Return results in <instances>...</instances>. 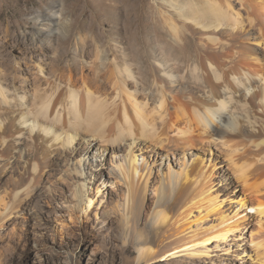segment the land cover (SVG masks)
I'll list each match as a JSON object with an SVG mask.
<instances>
[{
  "label": "bare ground",
  "instance_id": "1",
  "mask_svg": "<svg viewBox=\"0 0 264 264\" xmlns=\"http://www.w3.org/2000/svg\"><path fill=\"white\" fill-rule=\"evenodd\" d=\"M158 4L171 38H164L157 54L142 57L114 45L112 55L96 53L89 58L85 44L80 47L78 41L72 55L50 57L49 68L41 66L24 80L22 74L29 70L18 74L10 71V58L2 61L7 68L0 70V172L17 160L21 178L0 189V218L37 189L56 157L74 154L85 143L99 154L111 149L110 171L126 185L125 197L112 209L129 231L138 215L135 187L142 178L148 179L150 171L137 151L151 143L166 151L163 161L171 151L181 171L169 161L165 184L170 193L159 197L151 227L139 237V259L156 257L152 245L165 229L176 242L163 256L208 255L211 243L225 244L230 234L239 231L238 215L245 207L257 214V229L250 238L257 264H264V62L259 63L253 46L241 38L243 33L252 35L264 47V0H161ZM56 12L53 5L38 17L34 39L45 44L56 35L66 37V32L85 27L83 22L59 20ZM248 26L257 27L258 35L249 34ZM36 55L34 50L32 58ZM105 71L115 75L111 87L99 79ZM210 142L225 153L243 189L242 211L231 218L221 211L224 199L208 195L212 171L181 162V154L184 158L199 144ZM76 159L81 166L82 153ZM86 185L79 182L77 190L85 212L93 204ZM146 187L145 182L141 188ZM217 211L223 212L220 224L200 233L198 224ZM234 217L238 218L229 221ZM190 222H198L196 230L185 227ZM175 224L183 227L178 234L185 235L176 234Z\"/></svg>",
  "mask_w": 264,
  "mask_h": 264
},
{
  "label": "rangeland",
  "instance_id": "2",
  "mask_svg": "<svg viewBox=\"0 0 264 264\" xmlns=\"http://www.w3.org/2000/svg\"><path fill=\"white\" fill-rule=\"evenodd\" d=\"M160 1L0 0V70L7 68L2 61L10 58V71L20 74V71L29 70V74H22L23 80L29 79L30 73H37L39 67L49 68L50 57L59 53L72 55L78 41L80 47L81 42L85 44L84 52L89 58L96 53L112 55L114 45L142 57L157 54L164 38H171L170 28L161 16ZM53 5H56L59 20L68 24L83 22L85 27L66 32V37L56 35L49 43L43 44L41 39L33 38L39 22L37 19ZM251 27H247L248 33L257 36L258 28L253 27L252 30ZM243 34L242 40L250 48L253 46L251 49L256 52L259 63L264 62V47L255 42L256 37L253 39L252 35ZM13 40L16 44H11ZM92 40H97L95 47ZM34 50L36 58H32ZM114 77V74L105 71L99 79L111 87ZM27 89L29 93H34L33 88ZM148 146L137 149L140 161L147 162L150 171L146 176L148 179L142 178L140 182L137 178L139 187H135L133 202L139 216L133 221L135 228L125 231L118 212L112 209L125 197L126 185L114 178L110 171L111 149L99 154L95 147L87 148L83 143L74 154L68 152L61 158L56 157V163L43 175L37 189L18 205V209L0 218V264H257L250 238L257 229V214L251 208L244 207L242 211L239 202L243 196L242 186L228 167L225 153L211 142L199 144V148L191 149L184 158L181 154V162H187L189 166L197 164L212 171V180L208 183L212 189L208 195L224 199L221 211L228 218L242 211L238 215L243 221L239 231L230 234L225 244L211 243L212 251L208 255L188 257L178 254L167 257L163 254L173 247L176 239L165 229L161 239L152 245L157 251L156 257L151 261L139 259L138 246L142 244L138 242L139 237L151 227L159 197L170 193L165 184L170 166L181 171L180 165L176 167L171 151L167 155L168 160L163 161L161 155L166 151L151 143ZM81 153L83 160L80 166L76 164V158ZM20 165L15 160L3 173L0 172L1 190L13 186L15 180L21 178ZM76 168L81 172H65L66 169L72 171ZM79 182L87 184L86 195L93 200L87 212L79 203ZM145 182L147 189L144 190L141 186ZM222 213H211L200 224L197 222L201 228L199 232L204 233L205 229L220 224ZM197 224L190 222L185 227L191 225L189 230H196ZM177 226L175 224L176 234L183 230L182 226Z\"/></svg>",
  "mask_w": 264,
  "mask_h": 264
}]
</instances>
